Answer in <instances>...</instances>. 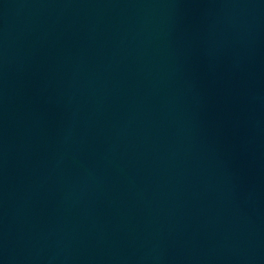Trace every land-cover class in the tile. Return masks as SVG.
<instances>
[{
    "label": "water",
    "instance_id": "95a60500",
    "mask_svg": "<svg viewBox=\"0 0 264 264\" xmlns=\"http://www.w3.org/2000/svg\"><path fill=\"white\" fill-rule=\"evenodd\" d=\"M0 264H264V0H0Z\"/></svg>",
    "mask_w": 264,
    "mask_h": 264
}]
</instances>
